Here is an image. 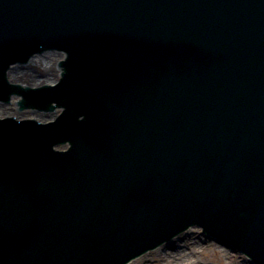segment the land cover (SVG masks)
I'll return each instance as SVG.
<instances>
[{
    "label": "water",
    "instance_id": "water-1",
    "mask_svg": "<svg viewBox=\"0 0 264 264\" xmlns=\"http://www.w3.org/2000/svg\"><path fill=\"white\" fill-rule=\"evenodd\" d=\"M46 49L7 78L66 52L62 82L9 87ZM11 93L67 109L0 121V264H122L195 223L264 264V0H0Z\"/></svg>",
    "mask_w": 264,
    "mask_h": 264
},
{
    "label": "bare ground",
    "instance_id": "bare-ground-1",
    "mask_svg": "<svg viewBox=\"0 0 264 264\" xmlns=\"http://www.w3.org/2000/svg\"><path fill=\"white\" fill-rule=\"evenodd\" d=\"M16 98H12L11 105H0V119H6L9 118L11 115L13 117H16L17 120H26V119H34V120H40L41 123H48L52 121L55 116L58 114L60 109L57 111V113L46 115L43 113H36L31 111H25L23 113L17 112V107L15 103ZM197 230L198 234H188L183 233L180 235V238H183V236H192L190 237V240H184L181 244V251H168L166 252L164 248L166 246H162L161 249H157L156 253L157 256L162 259L163 262L166 264H208L206 262H202L201 259L199 260L198 257L201 255V253L207 248L209 244L206 245L205 238L203 237L202 240L199 242L197 240V236L202 235ZM202 232V231H201ZM211 244H214L211 242ZM232 256V255H231ZM236 257V256H235ZM224 258L227 261V264H238L239 262L233 258H230L227 254H224ZM142 261L149 260L146 256L141 257ZM239 259L246 260L245 258H242L239 256ZM131 264V263H130ZM241 264V263H240Z\"/></svg>",
    "mask_w": 264,
    "mask_h": 264
},
{
    "label": "rangeland",
    "instance_id": "rangeland-1",
    "mask_svg": "<svg viewBox=\"0 0 264 264\" xmlns=\"http://www.w3.org/2000/svg\"><path fill=\"white\" fill-rule=\"evenodd\" d=\"M197 230H199V228L189 229L188 234H191V233L198 234ZM201 231H199L200 234H201ZM211 242H213L214 244L210 243V245L207 248H205V250L201 253V255H199L198 257L199 260L201 259L202 262H206L208 264H227V261L224 258V254H227L230 258L237 260L239 262L238 264L241 263V259H239L240 255H238L235 252H232L230 249H228L227 247L219 243H216L214 241H211ZM164 249L166 251V248ZM155 253L156 252H149V255L146 256L149 259L147 261H142L140 257V258H137L136 261L131 264H166L165 262L162 261V259L160 260V258ZM241 264H244V263H241Z\"/></svg>",
    "mask_w": 264,
    "mask_h": 264
}]
</instances>
